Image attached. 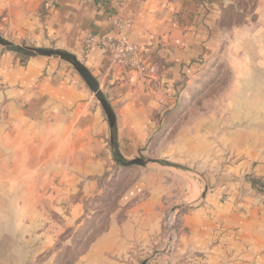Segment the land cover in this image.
Returning <instances> with one entry per match:
<instances>
[{"label": "crops", "instance_id": "0c3cea01", "mask_svg": "<svg viewBox=\"0 0 264 264\" xmlns=\"http://www.w3.org/2000/svg\"><path fill=\"white\" fill-rule=\"evenodd\" d=\"M41 2L0 0V32L6 27L12 41H20L27 30L39 42L45 32L56 35L57 46L85 64L115 112L123 157L138 153L156 125V116L173 106L177 81L197 73L203 67L201 62L214 54L228 59L231 96L244 106L241 121H247V126H236L227 135L230 160L221 167L228 172L219 176L221 181L214 188L205 180L189 179L184 185L180 200L188 202L189 209L179 216L172 264H264V195L255 193L250 185L245 187L240 179L248 172L264 180V0L258 3L255 19L232 29L231 50L222 46L229 34L218 26L220 0H53L44 24L38 16ZM119 16H135L124 32L142 45L147 56L162 58L168 89L156 90L144 80L124 77L100 47L83 58L82 43L88 32L115 37L123 33L113 25ZM4 120L29 128L43 120L60 122L76 155L72 168L84 174L101 173L112 159V127L104 110L83 79L62 61L23 60L11 53L2 57L0 125ZM2 155L0 147V159ZM170 184L172 192L174 183ZM95 185L89 182L87 186L90 190ZM138 189L146 197L135 217L134 212L127 215V223L134 222L138 238L145 241L163 229L166 190L155 191L154 186L146 185ZM22 210L20 214L0 209V264H26L29 259L30 236L39 215ZM115 226L113 229H125ZM102 239L93 243L88 256H101L99 264H114L108 248L100 244Z\"/></svg>", "mask_w": 264, "mask_h": 264}, {"label": "rangeland", "instance_id": "374dc122", "mask_svg": "<svg viewBox=\"0 0 264 264\" xmlns=\"http://www.w3.org/2000/svg\"><path fill=\"white\" fill-rule=\"evenodd\" d=\"M259 1L220 0L218 26L229 34L228 39L223 40L224 49L231 50L233 28L255 19ZM51 6L53 0H42L38 10L41 23L49 17ZM134 20L135 16L113 19L114 27L123 30L118 37L88 32L82 43L83 58L100 47L111 66L118 68L124 77L133 76L153 89L166 90L168 84L163 79L165 63L162 58L147 56L142 45L124 32ZM0 35L12 41L6 27ZM32 35L31 30H27L24 38L12 42L66 51L57 46L56 35L45 32L41 42ZM128 45L138 47V57L126 55L124 48ZM7 53L23 60L44 57L62 61L74 69L90 89L74 65L65 60L23 55L0 44V63ZM220 56L221 53L212 55L207 62H201V70L175 83V103L156 116L153 132L135 156L123 157V162L116 160L112 141L115 136L119 143L117 126L112 128L111 145L109 143L112 159L101 173L88 175L72 168L76 155L72 153L71 139L60 122L43 120L30 128L8 120L1 123L3 157L0 160H4L0 166V209L5 213L17 210L21 214L25 208L33 215H39L35 216L38 222L32 229L26 264H99L102 257L93 255L92 259L88 253L101 237L100 244L108 248V256L114 264H172L178 245L179 216L189 209L188 202L180 200L184 185L189 179H195L205 180L209 188H214L221 181L219 176L228 172L221 167L230 160L227 135L236 126H247V121H241L245 117L244 106H239L238 100L231 96L230 62ZM137 157L156 159L157 162L146 166L123 164ZM240 179L245 187L250 185L255 193L264 195L259 187H253L250 173L246 172ZM89 182L96 183L90 190ZM170 183H174L172 192ZM139 185L154 186L155 191L166 190L162 201L165 208L161 211L163 229L157 237L153 235L145 241L138 238V229H133L134 222L127 223V215L134 212L135 217L136 208L146 197L145 191L140 193ZM148 189L150 193L151 188ZM241 192L247 191L241 189ZM115 225L125 229H113ZM20 231L24 236L23 230Z\"/></svg>", "mask_w": 264, "mask_h": 264}, {"label": "water", "instance_id": "95a60500", "mask_svg": "<svg viewBox=\"0 0 264 264\" xmlns=\"http://www.w3.org/2000/svg\"><path fill=\"white\" fill-rule=\"evenodd\" d=\"M0 44L7 48L8 50L28 55V56H47V57H54L59 58L62 60H65L76 68V70L80 73V75L84 78L88 86L90 87L91 91L95 94L99 102L101 103L107 117L110 123V126L112 128L116 127V115L111 107L109 101L106 99L99 81L95 76L92 75L90 70L85 66L84 63H82L79 58L67 51H63L60 49H53V48H43V47H29V46H23L20 44H17L15 42L9 41L5 38H3L0 35ZM150 162H157L156 159H146L143 157H137L135 159L129 160L127 162H124L123 164L125 166H146Z\"/></svg>", "mask_w": 264, "mask_h": 264}, {"label": "trees", "instance_id": "16d2710c", "mask_svg": "<svg viewBox=\"0 0 264 264\" xmlns=\"http://www.w3.org/2000/svg\"><path fill=\"white\" fill-rule=\"evenodd\" d=\"M114 132V131H113ZM114 156L118 162H123V156L118 149V143L116 137L112 141ZM252 185L254 188L259 187L264 192V180L253 178Z\"/></svg>", "mask_w": 264, "mask_h": 264}, {"label": "built area", "instance_id": "2783aa9c", "mask_svg": "<svg viewBox=\"0 0 264 264\" xmlns=\"http://www.w3.org/2000/svg\"><path fill=\"white\" fill-rule=\"evenodd\" d=\"M126 55H134L135 57H138L139 49L136 46L128 45L126 48H124Z\"/></svg>", "mask_w": 264, "mask_h": 264}]
</instances>
